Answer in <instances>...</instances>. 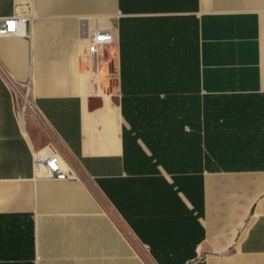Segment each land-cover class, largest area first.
Returning <instances> with one entry per match:
<instances>
[{
    "label": "crops",
    "instance_id": "obj_1",
    "mask_svg": "<svg viewBox=\"0 0 264 264\" xmlns=\"http://www.w3.org/2000/svg\"><path fill=\"white\" fill-rule=\"evenodd\" d=\"M8 18L28 22L0 36V264H264V0H0ZM98 28L116 40L92 56ZM9 80L95 190L37 176L49 141Z\"/></svg>",
    "mask_w": 264,
    "mask_h": 264
},
{
    "label": "built area",
    "instance_id": "obj_2",
    "mask_svg": "<svg viewBox=\"0 0 264 264\" xmlns=\"http://www.w3.org/2000/svg\"><path fill=\"white\" fill-rule=\"evenodd\" d=\"M27 22L26 19L22 18L0 19V36L6 37L25 33ZM115 40L116 34L114 29H95L89 37L88 53L92 56H97L101 50L113 44ZM9 82L18 101L20 113L24 116L30 115L49 139L47 145L35 152L34 161L37 176L58 181L83 180L95 190L90 179L83 173L77 162L69 155L64 143L59 139L40 110L35 104L36 109L31 107L33 102H31V90L29 86L15 83L10 80ZM20 101L22 102L21 106L19 103ZM25 109H27L28 114L21 112ZM136 247L140 251L141 256L149 264H153L149 255H147L149 247L147 245H136Z\"/></svg>",
    "mask_w": 264,
    "mask_h": 264
},
{
    "label": "rangeland",
    "instance_id": "obj_3",
    "mask_svg": "<svg viewBox=\"0 0 264 264\" xmlns=\"http://www.w3.org/2000/svg\"><path fill=\"white\" fill-rule=\"evenodd\" d=\"M102 58H103V56L102 57H100V61H102ZM27 86H28V84H26ZM31 102H33V104H35V101H34V98H33V96H32V94H31ZM20 103V106L22 105V102L20 101L19 102ZM17 105H18V101H17ZM28 114V113H27ZM23 119H25V120H27V119H30V120H34L32 117H30V115H25L24 117H23ZM35 121V120H34ZM37 123V122H36ZM36 131H37V133H38V137H40V138H42L43 140H44V142H48L49 140H47L46 139V137L44 136V134L42 133V131H41V129L36 125Z\"/></svg>",
    "mask_w": 264,
    "mask_h": 264
},
{
    "label": "bare ground",
    "instance_id": "obj_4",
    "mask_svg": "<svg viewBox=\"0 0 264 264\" xmlns=\"http://www.w3.org/2000/svg\"><path fill=\"white\" fill-rule=\"evenodd\" d=\"M25 98H26V96H25ZM32 106V108L33 109H36V107H35V105L34 104H31ZM21 112H24V113H27V109H25V110H22ZM21 117H22V121H24V119H23V117H24V115L21 113ZM23 124H24V122H23ZM25 127V126H24Z\"/></svg>",
    "mask_w": 264,
    "mask_h": 264
}]
</instances>
